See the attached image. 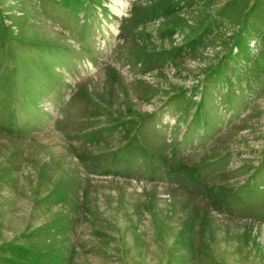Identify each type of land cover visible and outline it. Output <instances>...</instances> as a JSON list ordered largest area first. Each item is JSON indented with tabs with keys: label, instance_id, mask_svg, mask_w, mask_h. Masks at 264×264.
Listing matches in <instances>:
<instances>
[{
	"label": "rangeland",
	"instance_id": "1",
	"mask_svg": "<svg viewBox=\"0 0 264 264\" xmlns=\"http://www.w3.org/2000/svg\"><path fill=\"white\" fill-rule=\"evenodd\" d=\"M0 264H264V0H0Z\"/></svg>",
	"mask_w": 264,
	"mask_h": 264
}]
</instances>
